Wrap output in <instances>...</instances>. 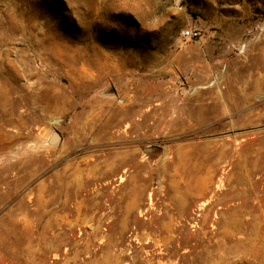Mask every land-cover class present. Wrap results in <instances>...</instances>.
<instances>
[{
	"label": "rangeland",
	"instance_id": "obj_1",
	"mask_svg": "<svg viewBox=\"0 0 264 264\" xmlns=\"http://www.w3.org/2000/svg\"><path fill=\"white\" fill-rule=\"evenodd\" d=\"M0 264H264V0H0Z\"/></svg>",
	"mask_w": 264,
	"mask_h": 264
},
{
	"label": "built area",
	"instance_id": "obj_2",
	"mask_svg": "<svg viewBox=\"0 0 264 264\" xmlns=\"http://www.w3.org/2000/svg\"><path fill=\"white\" fill-rule=\"evenodd\" d=\"M196 36V32L192 30H185L182 33L183 38H193Z\"/></svg>",
	"mask_w": 264,
	"mask_h": 264
},
{
	"label": "water",
	"instance_id": "obj_3",
	"mask_svg": "<svg viewBox=\"0 0 264 264\" xmlns=\"http://www.w3.org/2000/svg\"><path fill=\"white\" fill-rule=\"evenodd\" d=\"M56 140H58V135H57V134H54V135L51 137V142H55Z\"/></svg>",
	"mask_w": 264,
	"mask_h": 264
}]
</instances>
